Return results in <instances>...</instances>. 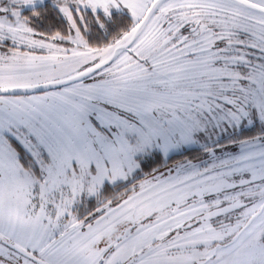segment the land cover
I'll return each mask as SVG.
<instances>
[{
	"label": "snow or ice",
	"instance_id": "6c2138e0",
	"mask_svg": "<svg viewBox=\"0 0 264 264\" xmlns=\"http://www.w3.org/2000/svg\"><path fill=\"white\" fill-rule=\"evenodd\" d=\"M0 264H264V0H0Z\"/></svg>",
	"mask_w": 264,
	"mask_h": 264
}]
</instances>
